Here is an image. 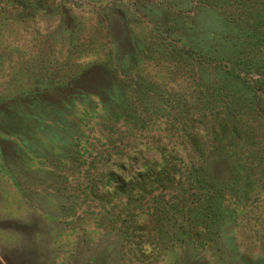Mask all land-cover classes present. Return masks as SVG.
Masks as SVG:
<instances>
[{"label": "rangeland", "instance_id": "374dc122", "mask_svg": "<svg viewBox=\"0 0 264 264\" xmlns=\"http://www.w3.org/2000/svg\"><path fill=\"white\" fill-rule=\"evenodd\" d=\"M242 2L0 0V264H264V130L200 157Z\"/></svg>", "mask_w": 264, "mask_h": 264}, {"label": "trees", "instance_id": "16d2710c", "mask_svg": "<svg viewBox=\"0 0 264 264\" xmlns=\"http://www.w3.org/2000/svg\"><path fill=\"white\" fill-rule=\"evenodd\" d=\"M240 1L242 2V0ZM250 1L254 5L247 4V7L242 9V13L236 16L232 11L228 16L229 23L227 24L231 26L229 30L236 31V33L233 32L230 39V41L232 40L233 54L226 57V66L229 69L224 71L223 84H218L216 81L217 85L213 87L218 89V95H225L231 99L226 103V115L224 116L226 119L220 118L218 114L209 115L207 111L203 114V118L210 119L211 123L207 132L208 136L217 142L224 139L226 135L228 143L226 146L214 143L208 150H201L200 157L207 156L227 162L239 159L241 153L238 146L240 143H237L236 140H243L241 141L243 144H246L247 140L248 142L253 140L255 143L258 141L256 133L264 130V6L260 5V0ZM242 4L245 3L242 2ZM260 8L262 9L260 10ZM223 23L224 21L219 23L221 31ZM182 28L187 29L185 20L182 22ZM213 28L217 33L216 28ZM192 29L194 30L192 33L197 35V27L192 26ZM223 37L226 38L224 35ZM169 42H173L174 47H178V42L181 43L177 60L187 67L190 66L192 71L196 70L197 63L192 58L191 51L193 49L204 51L205 49L199 43L201 41H194L192 36L180 35L170 39ZM198 78V73L190 75V79L194 81ZM243 113H246L249 118L251 117L255 128L248 123L241 130V115ZM210 116L218 119V123L215 119L209 118ZM182 117L184 118V116ZM242 132L245 133V136ZM231 139L235 142L236 149L230 144Z\"/></svg>", "mask_w": 264, "mask_h": 264}]
</instances>
